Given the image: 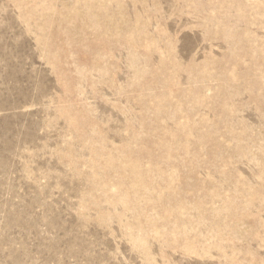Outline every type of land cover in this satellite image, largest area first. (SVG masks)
<instances>
[{
  "label": "rangeland",
  "instance_id": "rangeland-1",
  "mask_svg": "<svg viewBox=\"0 0 264 264\" xmlns=\"http://www.w3.org/2000/svg\"><path fill=\"white\" fill-rule=\"evenodd\" d=\"M0 264H264V0H0Z\"/></svg>",
  "mask_w": 264,
  "mask_h": 264
}]
</instances>
